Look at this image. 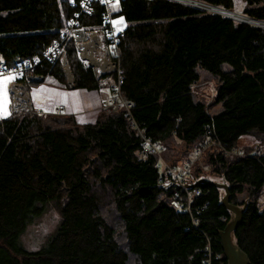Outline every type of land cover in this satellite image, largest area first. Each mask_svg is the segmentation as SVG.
<instances>
[{"label":"trees","instance_id":"1","mask_svg":"<svg viewBox=\"0 0 264 264\" xmlns=\"http://www.w3.org/2000/svg\"><path fill=\"white\" fill-rule=\"evenodd\" d=\"M197 1L236 9L234 0ZM241 1L244 15L264 21V0ZM78 10L69 0H0V63L43 56ZM104 10L82 14L80 25L99 27ZM114 11L125 22L120 89L129 111L112 108L83 125L41 111L0 122V264H228L222 232L233 213L220 188L195 182L201 194L190 202L181 187L162 185L171 177L157 155L140 156L138 130L164 146L209 134L231 150L245 135L264 138V27L174 0H120ZM66 47L74 88L101 91L74 44ZM199 68L218 79L216 114L193 91ZM33 72L67 83L61 61ZM245 148L244 156L215 152L209 160L238 206L247 186L252 195L264 188V152ZM100 188L112 193L127 249L102 212ZM49 202L62 222L43 249L28 252L21 233ZM242 204L235 240L251 264H264V210L254 199Z\"/></svg>","mask_w":264,"mask_h":264},{"label":"rangeland","instance_id":"2","mask_svg":"<svg viewBox=\"0 0 264 264\" xmlns=\"http://www.w3.org/2000/svg\"><path fill=\"white\" fill-rule=\"evenodd\" d=\"M178 2L192 5L205 12L220 13L223 16L233 17L237 21L247 22L234 16V13L243 15L244 4L241 0H234L236 3V9H234L232 12L219 7L220 10H224L229 13H222L217 10L218 8L216 9L217 6L205 2L203 3L215 7V9H203L197 7L189 0H182ZM250 24L261 26L255 24L254 22H251ZM65 28L62 30V32L65 30ZM65 70L67 75V83L50 76H47L46 78L39 77L37 74L34 75L33 70L28 72L23 77V79H19L14 75L1 76L0 119L3 120V117L14 116V114H16L15 110H17L19 106L30 107L21 108L18 111L19 113L41 111L43 112L42 114H64V117L60 118H65L66 121L70 120L71 118L76 119V121H78V123L81 125L94 121L98 114H101L102 112L109 113V110H106L105 105L110 104L115 98L114 75H103L99 79L101 83V91H93L74 88L75 78L71 72L70 65L65 68ZM199 74V81L193 85L195 96L197 99L203 100L207 103L209 112L211 114H216L220 111V104H218L216 101L218 79L212 76L208 70L204 68H199ZM14 81L22 82L23 85H18ZM31 101L32 107L30 106ZM138 132L140 134L142 131L139 129ZM204 141L205 140H203L201 143L196 142L189 145L184 141L172 139L169 144H165L166 146L161 143L163 149L159 154H157V157L159 161H161V165H163L162 168L166 169L165 171L167 174L168 171H172L174 174L179 176L183 175L182 178L184 180L186 179L188 184H195L197 179H200L201 176L208 177L211 175L217 176L219 178L223 177L214 170V166L211 164V162H209L212 153L223 152L226 157L235 158L237 156L246 155L244 151V149H246L245 147L249 149L251 148L250 154L256 153L255 151H257V153L260 152L261 154L262 149L264 151V138L254 134L243 136L239 140L238 146H235L232 150L221 148L218 145L210 144L207 146L204 144ZM89 157L95 160L96 154L92 152ZM190 177L193 179V182L191 181ZM170 182L176 183L172 184L173 186L180 185L172 177L167 179L166 182H162V185H168ZM178 187H181L185 193L188 194L192 189L196 188V185L185 186V188L182 186ZM251 191L252 189L247 186L245 191L239 196L238 202L241 204V206H244L242 203L247 201V199L248 202L254 199L258 203L260 209L264 210V188L260 191H257L254 195L250 193ZM99 193L103 206L102 212L108 222L115 228L119 243L122 245V247L127 249L128 241L124 232V225L118 215L112 193L109 190H104L101 188L99 189ZM61 222L62 214L58 204L56 202L47 203L46 206H44L40 211V214L36 216L21 233V243L23 248L28 252H38L43 249L46 243L56 233ZM136 262V259H132L130 264H136Z\"/></svg>","mask_w":264,"mask_h":264},{"label":"built area","instance_id":"3","mask_svg":"<svg viewBox=\"0 0 264 264\" xmlns=\"http://www.w3.org/2000/svg\"><path fill=\"white\" fill-rule=\"evenodd\" d=\"M119 2L120 0H69L70 5L72 7H77L79 10L75 16L69 20L65 30L59 37L55 38L51 45L44 51L43 56L24 58L17 61L14 65H8L2 60L0 63V77L3 75H14L19 79H23L28 72L34 70V68L44 60L52 64L61 61L66 73L65 68L69 66L66 45L67 42L71 41L76 48L80 60L87 66L93 68L98 79L107 74L115 76V98L110 104L105 105L106 110L108 109L110 112L111 109L114 108L126 109L129 111L130 104L120 89V81L124 79L121 57L122 42L126 37V31L124 20L120 17H116L114 14L115 5ZM98 5L104 6L105 9L102 15V24L97 28H86L81 26L80 16L82 14L92 15ZM14 82L18 85H23L22 82ZM30 103L32 107V101ZM21 108L30 107L19 106L17 110H15V113H19L18 111ZM0 122H2L1 119ZM140 135L143 140L141 150L139 151L141 157L145 158L149 155H157L162 151L163 147L161 142L153 141L151 138L147 137L143 131L140 132ZM204 144L207 146L210 144L218 145L221 148L227 149L221 142L216 139H211L209 134H207ZM261 151V154H263V149ZM258 153L260 154V152ZM162 167L163 165H161L162 170H166ZM168 175L175 179L183 188L186 186L184 184H188V181L182 178L183 175L179 176L172 171H168ZM200 194L199 189H192L191 192L188 193L190 202L193 197L199 196ZM190 202L188 201V203ZM181 206V203H177L178 208ZM220 257L221 255L218 256V258Z\"/></svg>","mask_w":264,"mask_h":264},{"label":"water","instance_id":"4","mask_svg":"<svg viewBox=\"0 0 264 264\" xmlns=\"http://www.w3.org/2000/svg\"><path fill=\"white\" fill-rule=\"evenodd\" d=\"M219 8V7H216ZM229 11V10H227ZM232 12V11H231ZM243 16H246L243 14ZM233 18V17H232ZM262 27V26H261ZM200 181L208 182L211 184L216 185L220 188L222 200L223 203L227 205V207L232 211L233 213V219L228 223L225 231L222 232V241H223V247L225 254L228 258V264H251L249 256L245 251H243L240 246L238 245L237 241L234 237V232L240 225V223L243 220V212L245 210L246 205L244 206H238L230 203V191L229 186L225 180L224 177H217V176H211L208 177L201 176L200 179H197V182ZM172 184L170 182L168 185L163 184L166 187H169ZM186 186H194L195 184H184ZM181 186V185H178ZM248 202V199H247Z\"/></svg>","mask_w":264,"mask_h":264},{"label":"bare ground","instance_id":"5","mask_svg":"<svg viewBox=\"0 0 264 264\" xmlns=\"http://www.w3.org/2000/svg\"><path fill=\"white\" fill-rule=\"evenodd\" d=\"M189 1H191V3L194 4L195 6L200 7V8H203V9H215V7L209 6V5L204 4L203 2H200V1H192V0H189ZM217 10L220 11V12H222V13H224V12L225 13H229V12H226L224 10H220V9H217ZM234 16L236 18H238V19H241V20H244V21H247V22H250V23L251 22H254L255 24H258V25H261V26L264 27V21H259V20L250 18L248 16H243L242 14H237V13H234Z\"/></svg>","mask_w":264,"mask_h":264}]
</instances>
